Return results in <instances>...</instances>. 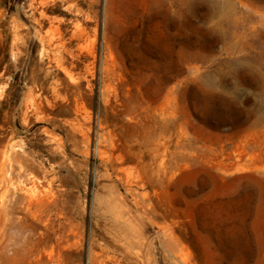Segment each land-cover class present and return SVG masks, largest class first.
<instances>
[{
    "label": "rangeland",
    "instance_id": "1",
    "mask_svg": "<svg viewBox=\"0 0 264 264\" xmlns=\"http://www.w3.org/2000/svg\"><path fill=\"white\" fill-rule=\"evenodd\" d=\"M44 224L41 263L264 264V0H0V264Z\"/></svg>",
    "mask_w": 264,
    "mask_h": 264
},
{
    "label": "bare ground",
    "instance_id": "2",
    "mask_svg": "<svg viewBox=\"0 0 264 264\" xmlns=\"http://www.w3.org/2000/svg\"><path fill=\"white\" fill-rule=\"evenodd\" d=\"M41 221H43V220H41ZM3 224H5V223H3ZM41 227H42V224H41ZM43 228H44V232H42L41 234H39L40 235L39 237L33 236V234H30V233H28L25 236L24 235L21 236V235L18 234V235H16L13 238L12 241H10L7 244V245H9L11 247V249L13 250V253L15 251H17V250H19V251L20 250H23L24 251V254H25L24 255L25 256V264H50V262L53 260V257L51 256V250H49V251L46 252V254L44 256L45 261H43L41 263L42 259H41V255L39 254L41 250L39 248H40V246H45L46 243L51 239V232L45 226V224L43 225Z\"/></svg>",
    "mask_w": 264,
    "mask_h": 264
}]
</instances>
